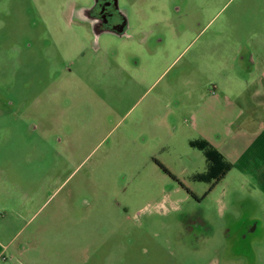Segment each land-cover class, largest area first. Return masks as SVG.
<instances>
[{
  "label": "rangeland",
  "instance_id": "374dc122",
  "mask_svg": "<svg viewBox=\"0 0 264 264\" xmlns=\"http://www.w3.org/2000/svg\"><path fill=\"white\" fill-rule=\"evenodd\" d=\"M93 2L0 0V264H264V173L192 144L263 70L264 0Z\"/></svg>",
  "mask_w": 264,
  "mask_h": 264
},
{
  "label": "crops",
  "instance_id": "0c3cea01",
  "mask_svg": "<svg viewBox=\"0 0 264 264\" xmlns=\"http://www.w3.org/2000/svg\"><path fill=\"white\" fill-rule=\"evenodd\" d=\"M259 64L254 62V73ZM262 69L253 79L240 77L232 84L228 79V82L216 81L215 84L227 104L225 108L238 111L234 120L224 121L231 127L219 151L231 163L244 164L246 173L253 179L264 173V67ZM233 122L240 123L238 131L232 130Z\"/></svg>",
  "mask_w": 264,
  "mask_h": 264
},
{
  "label": "flooded vegetation",
  "instance_id": "af4514ba",
  "mask_svg": "<svg viewBox=\"0 0 264 264\" xmlns=\"http://www.w3.org/2000/svg\"><path fill=\"white\" fill-rule=\"evenodd\" d=\"M87 17L93 19L100 28L110 32H122L126 18L119 9L118 0H94L86 11Z\"/></svg>",
  "mask_w": 264,
  "mask_h": 264
},
{
  "label": "trees",
  "instance_id": "16d2710c",
  "mask_svg": "<svg viewBox=\"0 0 264 264\" xmlns=\"http://www.w3.org/2000/svg\"><path fill=\"white\" fill-rule=\"evenodd\" d=\"M193 145L200 147L205 151L206 158L209 162V170L211 173H217L221 165L225 166L223 175L231 170L232 164L214 147L207 142H194ZM221 178H218L220 180Z\"/></svg>",
  "mask_w": 264,
  "mask_h": 264
}]
</instances>
